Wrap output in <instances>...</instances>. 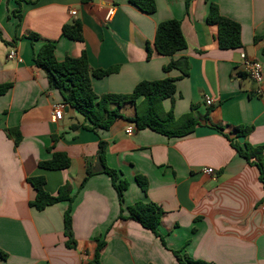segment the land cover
<instances>
[{
    "label": "crops",
    "instance_id": "obj_1",
    "mask_svg": "<svg viewBox=\"0 0 264 264\" xmlns=\"http://www.w3.org/2000/svg\"><path fill=\"white\" fill-rule=\"evenodd\" d=\"M156 12L146 14L130 0H39L22 5L23 19L13 12L16 0H0V86L11 88L0 95V264H96L100 242V264H180L179 251L187 260L208 264H264V187L260 172L240 157L226 133L253 127L247 141L264 148V98L246 74L241 55L257 60L264 76V0H155ZM211 4L242 28V47L222 50L218 28L209 25ZM115 14L107 20L108 10ZM77 12L72 16V12ZM83 23L84 41L63 36L62 29L73 20ZM179 20L188 48L175 58L190 62L189 76L178 70L165 72L170 57L154 49L160 23ZM29 34L40 39L32 42ZM47 42L56 43V58H78L86 52L93 70L117 68L102 79L93 78L98 96L130 94L143 81L176 79L175 101H164L176 118L198 106L201 124L188 137L168 138L150 129L138 130L128 119L111 129L71 130L84 118L66 105L58 90L49 87L47 74L33 62ZM153 55L148 59L147 46ZM17 48L22 62L8 55ZM264 86V83H263ZM213 101L208 106L206 100ZM65 105L64 117L55 122L53 111ZM128 111V113H125ZM210 111L209 121L204 120ZM127 118L135 110L121 109ZM88 124V123H87ZM134 127L135 132L128 134ZM21 135L17 145L9 130ZM61 137L53 152L54 137ZM106 142L107 165L129 182L121 205L111 178L98 173L100 142ZM54 152L71 158L69 169L50 171L39 163ZM213 168L215 174L203 172ZM87 171L95 174L87 177ZM149 183L144 192L137 177ZM32 177L46 179L45 190L57 196L70 183L75 248L67 246L64 213L67 203L38 211L31 207L36 191ZM137 202L155 203L164 216L161 232L167 247L152 232L132 220L121 219L124 208Z\"/></svg>",
    "mask_w": 264,
    "mask_h": 264
},
{
    "label": "trees",
    "instance_id": "obj_2",
    "mask_svg": "<svg viewBox=\"0 0 264 264\" xmlns=\"http://www.w3.org/2000/svg\"><path fill=\"white\" fill-rule=\"evenodd\" d=\"M39 0H16L18 9L13 15L18 19V26L21 23L22 5L34 4ZM90 2L92 0H84ZM130 3L146 14L156 12L155 0H130ZM209 25L218 28L217 40L222 50L240 49L242 47V28L240 24L223 16L216 4H211L207 17ZM63 36L76 42L84 41L83 23L81 20H73L63 26ZM32 42L40 37L37 34H29ZM0 39L9 44L3 33L0 31ZM155 51L171 61L164 67L165 72L178 70L182 77L189 76L191 69L187 58H175V56L188 48L187 41L182 32V23L179 20H170L160 23L156 30L154 41ZM148 59H151L153 50L151 45L147 46ZM35 66L44 70L47 74L49 87L52 90H58L66 105L74 108L85 120L84 124H75L71 130L78 129L89 130L97 133L98 131H107L120 119H128L135 124L138 130L150 129L158 134L168 138H185L193 134L196 128L201 124V116L198 113V106L192 105L191 111L180 118H176L173 109L166 111L164 101H175L177 92L176 79H163L157 81H143L139 83L130 94H105L98 96L93 88V78L102 79L116 73L117 68L108 70H93L90 67L86 52L78 58L67 57L64 61H58L56 58V43L47 42L35 54L33 60ZM11 88L10 84L0 86V95L5 94ZM130 105L135 110L133 118H127L121 112V109ZM210 111H208L204 120L209 121ZM88 123V124H87ZM213 128L223 134L237 151L240 157L244 158L250 165L256 166L260 172V180L264 187V148L254 147L247 138L253 131V127L235 128L233 134L226 133L222 126L214 125ZM9 134L14 136L15 143L18 145L21 141V135L18 130L11 129ZM61 137H54L53 145L49 152H53L57 142ZM107 145L106 142H100L98 151V162L100 170L98 173H104L111 178L112 185L118 194L120 204L124 202V194L129 188V182L121 178L120 173L111 169L107 165ZM72 161L65 152H54L50 160L39 163L40 168L50 171L66 170L71 167ZM95 174L93 171H87V177L82 182L81 188L86 184L89 177ZM137 182L144 192H147L149 183L146 177L138 176ZM29 183L36 191V198L31 202V207L38 211H44L46 208L58 203H67L68 208L64 213V229L68 238L67 246L75 248L76 240L73 232L72 205L75 196L73 195V186L70 183L62 186L57 196H51L45 190L46 179L44 177H32ZM122 209L121 219L132 220L139 223L143 228L152 232L160 239L162 244L167 247L165 236L161 232V223L164 216L162 207L155 203L137 202L126 208L127 215ZM105 241L98 245L95 263H99L101 251L105 247ZM174 255L180 264H208L206 262L185 260L179 251H174ZM0 257L7 258L5 253L0 252Z\"/></svg>",
    "mask_w": 264,
    "mask_h": 264
},
{
    "label": "built area",
    "instance_id": "obj_3",
    "mask_svg": "<svg viewBox=\"0 0 264 264\" xmlns=\"http://www.w3.org/2000/svg\"><path fill=\"white\" fill-rule=\"evenodd\" d=\"M115 8L111 7L108 10L107 13V20H110L111 17L115 14ZM77 12L73 11L72 12V16H76ZM8 58L11 60H17L18 62H22V59L18 56V50L17 48H12V50L10 51ZM242 58V62H243V66H244V70L246 72V74H248L256 83L258 89H257V94L262 96L264 98V76H263V67L262 65L257 61V60H253L247 57L246 54H242L241 55ZM206 103L208 106H211L213 104V101L208 98L206 100ZM64 110H65V105L61 104V105H57L54 108L53 111V120L55 122L60 121L63 119L64 117ZM128 134L132 135L135 132L134 127H131L128 129ZM203 172L205 174L208 175H214L215 174V170L213 168H205L203 170Z\"/></svg>",
    "mask_w": 264,
    "mask_h": 264
},
{
    "label": "rangeland",
    "instance_id": "obj_4",
    "mask_svg": "<svg viewBox=\"0 0 264 264\" xmlns=\"http://www.w3.org/2000/svg\"><path fill=\"white\" fill-rule=\"evenodd\" d=\"M125 113H128V111H126Z\"/></svg>",
    "mask_w": 264,
    "mask_h": 264
}]
</instances>
